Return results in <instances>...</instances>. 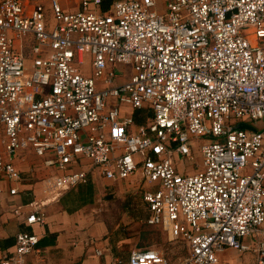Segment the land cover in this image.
Segmentation results:
<instances>
[{"label": "built area", "instance_id": "2783aa9c", "mask_svg": "<svg viewBox=\"0 0 264 264\" xmlns=\"http://www.w3.org/2000/svg\"><path fill=\"white\" fill-rule=\"evenodd\" d=\"M43 1L0 0V200L28 181L16 165L26 150L58 171L44 201L13 210L28 209V226L96 176H140L146 223L183 252L100 264H220L228 250L264 264V0H117L107 11L80 0L74 12L51 0L52 29ZM140 110L152 115L141 125ZM198 155L195 173L179 168ZM39 241L18 233L0 264H26Z\"/></svg>", "mask_w": 264, "mask_h": 264}, {"label": "crops", "instance_id": "0c3cea01", "mask_svg": "<svg viewBox=\"0 0 264 264\" xmlns=\"http://www.w3.org/2000/svg\"><path fill=\"white\" fill-rule=\"evenodd\" d=\"M108 1L110 0H103L102 10H109L115 2L111 0L110 5L106 6ZM43 3L46 7L47 24L49 29H52L56 21L50 6L51 0H44ZM61 5L65 11L74 12L81 8L80 0H61ZM24 44L27 62L31 67L35 57L30 49L34 42L29 38ZM128 111L133 110L128 109ZM136 113L134 111L131 114L136 118ZM139 117L141 119L145 117L144 122L149 119L147 115ZM137 120L144 124L142 120ZM138 122L137 124H140ZM194 144L199 145L200 140H196ZM200 163L201 156L198 155L197 165ZM16 165L28 181L19 185L21 193L18 196L10 197L5 193L0 200V259L14 250L18 233L24 231L40 238L37 250L28 256L26 264H100L102 261L128 259L131 253L123 257L119 247L112 246L113 241L118 245L120 240H113L114 228H110L107 224L108 218L98 216L95 211L91 212L97 202L98 188L100 191L103 188L109 190L111 186L115 185L117 188L119 187L117 184L122 183H113L96 176L87 185L68 191L57 202L47 205L45 225L28 226L25 220L28 209L23 210L22 216H17L13 210L19 205L44 201L47 196L44 193L43 179L58 171L54 167H47L44 164V158L38 157L32 150L21 151ZM185 169L189 173H195L198 170L196 166L194 169L190 166ZM128 181L130 179L123 183ZM0 184L7 189L6 181L0 179ZM157 228L162 230L160 227ZM99 250L104 251V257L97 256L96 252ZM219 260L220 264H256V255L228 250L219 255Z\"/></svg>", "mask_w": 264, "mask_h": 264}, {"label": "rangeland", "instance_id": "374dc122", "mask_svg": "<svg viewBox=\"0 0 264 264\" xmlns=\"http://www.w3.org/2000/svg\"><path fill=\"white\" fill-rule=\"evenodd\" d=\"M159 6H162V3H159ZM121 72L124 73L125 78L131 76L132 66L126 65L122 67ZM88 73H91V68L89 67ZM197 162L198 157L189 165L181 162L179 168L183 169L190 166L194 169ZM118 183L122 184H117L119 186L117 188L113 185L109 190L103 188L100 191L99 188L97 189V202L94 210L91 211H95L98 216L107 217V224L110 225V228H114L112 238L113 240L116 239V241L120 240V243L118 246L112 240L114 242L113 248L119 247L123 257L129 255L132 250L145 248L160 249L169 256L181 254L183 250L179 244L173 245L169 241L167 234L159 228L149 226L146 223L147 209L143 201L140 177L134 176L128 182Z\"/></svg>", "mask_w": 264, "mask_h": 264}, {"label": "trees", "instance_id": "16d2710c", "mask_svg": "<svg viewBox=\"0 0 264 264\" xmlns=\"http://www.w3.org/2000/svg\"><path fill=\"white\" fill-rule=\"evenodd\" d=\"M110 2H111V0L110 1H108V5L106 4V6H109L110 5ZM107 9V8H106ZM137 113H136V122H138V120L137 119H140V120H144L145 119V117H142V119H141V117H139L140 115H147V119L148 118H151L152 117V115H151V113H146L144 110H140V111H136ZM135 117V116H134ZM144 122V121H143ZM138 123H140V124H142L141 122H138ZM145 123V122H144Z\"/></svg>", "mask_w": 264, "mask_h": 264}, {"label": "water", "instance_id": "95a60500", "mask_svg": "<svg viewBox=\"0 0 264 264\" xmlns=\"http://www.w3.org/2000/svg\"><path fill=\"white\" fill-rule=\"evenodd\" d=\"M240 129H249V130H253V127H251L250 125L248 124H240L238 126Z\"/></svg>", "mask_w": 264, "mask_h": 264}]
</instances>
